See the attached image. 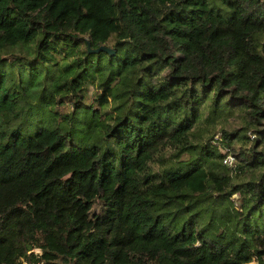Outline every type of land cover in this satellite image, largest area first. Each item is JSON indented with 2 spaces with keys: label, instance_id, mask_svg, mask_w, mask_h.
Wrapping results in <instances>:
<instances>
[{
  "label": "trees",
  "instance_id": "16d2710c",
  "mask_svg": "<svg viewBox=\"0 0 264 264\" xmlns=\"http://www.w3.org/2000/svg\"><path fill=\"white\" fill-rule=\"evenodd\" d=\"M253 258L264 0H0V264Z\"/></svg>",
  "mask_w": 264,
  "mask_h": 264
},
{
  "label": "rangeland",
  "instance_id": "374dc122",
  "mask_svg": "<svg viewBox=\"0 0 264 264\" xmlns=\"http://www.w3.org/2000/svg\"><path fill=\"white\" fill-rule=\"evenodd\" d=\"M90 91H91L90 92V95H91V98H92V97H94V94L96 93L97 90L92 86V87H90ZM238 120L239 119L237 118V116H232V117H229L227 119V122L226 121H222V122H223L224 125L233 128V127H235V123ZM219 127H220V123H216V126L215 127H214V125L208 126V125H205V123H202V122L200 123V128L203 129V130L204 129H209V133H211V135ZM218 137H220V132L219 131H216L213 134V140H216ZM221 149H223V148H221ZM170 153H171L170 151H166V156H169ZM230 167H232V166H230ZM237 197H238V195L235 194V195H233L232 199L234 200V204L237 207H239V205H240L239 204V201H236ZM101 212H102V205L100 203H98V202L94 203L93 206H92V208H91V211H90L91 215L92 214H98V213H101ZM32 252L37 253V254H40L41 253V250L39 248H33L32 249ZM248 264H258V261L255 258H253L251 260V262H249Z\"/></svg>",
  "mask_w": 264,
  "mask_h": 264
},
{
  "label": "water",
  "instance_id": "95a60500",
  "mask_svg": "<svg viewBox=\"0 0 264 264\" xmlns=\"http://www.w3.org/2000/svg\"><path fill=\"white\" fill-rule=\"evenodd\" d=\"M87 49H88L89 52H94V53H98V52H101V51H104V52L109 53V54H113L114 53V49L106 47L104 45H100L96 49H91L89 44H87Z\"/></svg>",
  "mask_w": 264,
  "mask_h": 264
},
{
  "label": "built area",
  "instance_id": "2783aa9c",
  "mask_svg": "<svg viewBox=\"0 0 264 264\" xmlns=\"http://www.w3.org/2000/svg\"><path fill=\"white\" fill-rule=\"evenodd\" d=\"M222 151L226 152V150ZM223 163L227 166H235L234 157L230 154L225 155V157L223 158Z\"/></svg>",
  "mask_w": 264,
  "mask_h": 264
}]
</instances>
